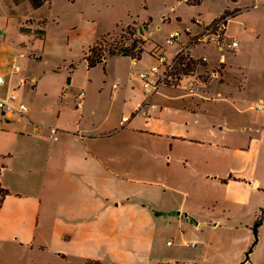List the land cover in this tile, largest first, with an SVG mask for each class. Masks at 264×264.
<instances>
[{"label": "crops", "instance_id": "crops-1", "mask_svg": "<svg viewBox=\"0 0 264 264\" xmlns=\"http://www.w3.org/2000/svg\"><path fill=\"white\" fill-rule=\"evenodd\" d=\"M22 2L26 9L20 8L24 15H17L19 27L28 32L37 30L47 20L46 10H41L51 5L50 0ZM4 28H8L7 23ZM4 39L0 31V74L7 76L2 94L13 88L10 59L17 53L15 47L23 45L20 40L11 39L10 43ZM136 82V92L132 86L128 93L132 99L126 92L112 90L113 105L121 98L127 99L124 105L129 104L128 114L121 118L105 116L99 122L88 121L96 112L86 99L81 108H58L53 126L60 132L57 141L49 138L50 126L35 130L38 123L33 112L13 117L14 122L0 113V133L9 136L8 144H0V185L8 191L0 206L2 239L24 251L31 252L35 246L49 250L51 257L42 264H133L135 256L150 261L155 230L151 232L149 227L157 226L167 210H179V217L184 214L212 228L220 219L238 223L246 209L256 216L264 202V188L254 174H260L264 181V156L246 152L252 139L247 141L241 115L252 106L236 108L234 125L215 130L212 124L199 122L203 109L198 106L199 100L203 102L200 86L195 94L180 89L175 90L179 92L176 96L160 92L155 95L158 99L179 100V105L167 108L152 101L156 108L149 110L140 107L145 96L141 82ZM259 112L264 114V109ZM71 117L77 120L71 122ZM157 140H161L157 149H150ZM151 156L166 163L159 180L146 176L151 171ZM168 181L178 184L179 189H195V193L183 191V202L165 204L161 199L166 190H172ZM214 188L225 189L232 197L226 192L222 198L197 194V189L213 192L210 189ZM192 194L194 200L222 206L221 214L204 213L203 207L185 202ZM252 196L262 202L252 201ZM135 223L146 227L136 245L132 234ZM41 225L50 243L40 242ZM239 261L240 256L226 263Z\"/></svg>", "mask_w": 264, "mask_h": 264}, {"label": "rangeland", "instance_id": "rangeland-1", "mask_svg": "<svg viewBox=\"0 0 264 264\" xmlns=\"http://www.w3.org/2000/svg\"><path fill=\"white\" fill-rule=\"evenodd\" d=\"M22 1H0V31L5 34L6 42L11 43V39L23 42V45L15 47L17 53L10 59V64L15 59L19 66L18 73L10 76L12 89L27 106V113H34L36 119L33 120L39 127L55 126L58 108L74 109L75 96L82 90L86 104L94 106L96 112L89 115L88 121L99 122L105 116L121 118L123 114H128L129 104L123 103L127 99L121 98L112 104L114 83L120 87L116 93L128 94L132 86L136 92V80H139L136 74L155 62L152 53L157 52L160 46L167 52L177 49L176 45L165 43L171 33L189 26L192 18L209 24L225 12H237L228 17L225 31L229 40L238 42L237 50L228 48L227 42L222 50L202 45L190 48L194 59L206 60L196 69L197 75L206 78L200 84L203 102L199 100L197 105L203 109L199 122L205 126L212 124L215 130L225 129L234 125L236 108L252 106L241 114L247 141L252 139L246 146V152L264 156V114L256 109L258 106L264 109V0H204L200 4L185 0H50L51 5L41 10H46L47 20L40 23L37 30L29 32L18 25L17 15H24V10L20 8L26 9ZM6 23L7 29L4 28ZM140 27L144 28V35L139 33ZM132 39L141 41L138 45L143 48L138 62H132L121 54H108L110 49L129 46ZM180 41L186 43V36L183 35ZM92 46L106 56V62L88 68L84 57ZM21 52L23 56L19 55ZM214 73L217 76L213 77ZM20 78L25 81L24 84L18 83ZM165 89L160 92L170 96L179 93L176 89L169 92ZM128 95L132 99V95ZM152 101L167 108L179 105V100L162 101L158 96ZM8 120L14 122L13 118ZM76 120L70 118L71 122ZM8 143L9 136L0 133V144L4 146ZM159 143L161 140H157L150 149H157ZM148 164L151 171L146 176L159 180L166 166L165 161L151 156ZM254 176L264 188L262 176L258 173ZM167 184L172 190L164 193L167 199L164 196L161 201L165 204L183 202V191L195 193V189H179V185L171 181ZM210 190L214 191L197 189V194L222 198L226 192L222 188ZM226 193L228 198L232 197L230 192ZM193 196L185 202L192 201L203 207L204 213L214 211V214H221L222 206H215L205 199L194 200ZM252 197V201H261V198H254L257 196ZM215 199L218 200L217 197ZM167 211L160 216L157 226L149 227V231L155 230L154 249L148 258L150 261L135 256L133 264H227L226 261L239 256L237 264H264V202L256 210V216L246 209L238 223L231 224L220 219L221 223L213 228L199 224L196 218L187 219L184 214L179 217V210ZM145 230L146 227L134 224L132 234L135 245L137 237ZM39 235L42 244L50 243L45 226H40ZM50 257L49 250H40L35 246L31 252L24 251L0 236V264H42Z\"/></svg>", "mask_w": 264, "mask_h": 264}, {"label": "built area", "instance_id": "built-area-1", "mask_svg": "<svg viewBox=\"0 0 264 264\" xmlns=\"http://www.w3.org/2000/svg\"><path fill=\"white\" fill-rule=\"evenodd\" d=\"M194 1V0H185ZM230 15L219 17L209 24L203 23L200 19L192 18L190 25L182 30L171 33L165 40L166 45H176L177 49L172 54H167L161 46L157 52L152 53L155 62L146 70L136 74L142 84V90L145 96L141 108L147 107L149 110L156 108V105L150 102V99L159 94L163 88L180 89L189 94H195L199 90L201 82L206 79L196 74L199 63L194 65L193 61L205 59H194L190 55V48L196 45L214 46L218 49H224L225 43L227 47L233 50L238 49V42L235 39H228L225 36L226 24ZM186 36V43L180 41L181 37ZM194 67V68H192ZM11 73L16 74L19 66L14 59L10 65ZM206 76H209L207 74ZM217 76L214 73L213 77ZM211 78V76H209ZM22 79L19 83L24 84ZM5 77L0 74V113L6 118L25 117L27 115V106L20 101L14 89L6 91L2 94L1 88L5 85ZM119 89V84L114 83L112 90ZM85 98V92L80 91L75 100V107L81 108ZM262 110L261 106L256 108ZM35 130H39V125H34ZM49 138L51 141H57L59 137V129L53 126L47 127Z\"/></svg>", "mask_w": 264, "mask_h": 264}, {"label": "trees", "instance_id": "trees-1", "mask_svg": "<svg viewBox=\"0 0 264 264\" xmlns=\"http://www.w3.org/2000/svg\"><path fill=\"white\" fill-rule=\"evenodd\" d=\"M194 3L191 4H200L201 1L203 0H194ZM188 2V1H186ZM236 12L229 14V13H224L223 15H221L220 17H224L225 15H234ZM144 29V28H143ZM141 41H136L135 39H132V42L129 46H124V47H116L113 50H109L108 54L111 55H115V54H121L122 56H128L130 57L132 60L135 61H139L141 54L143 52V48L140 47V45H138V43H140ZM84 60L88 66V68H92L95 67L97 64L99 63H104L106 62V56L103 55V53L95 46H92L88 49L87 53L85 54ZM194 65L196 63L199 64H203L202 60H196L193 61ZM194 68V67H192ZM69 82V79H68ZM8 194V191L3 189L0 185V206L1 203L3 201V198L5 197V195ZM259 223V220L256 222V224Z\"/></svg>", "mask_w": 264, "mask_h": 264}, {"label": "water", "instance_id": "water-1", "mask_svg": "<svg viewBox=\"0 0 264 264\" xmlns=\"http://www.w3.org/2000/svg\"><path fill=\"white\" fill-rule=\"evenodd\" d=\"M139 33L142 34V35H144V31H143V28L142 27L139 28Z\"/></svg>", "mask_w": 264, "mask_h": 264}]
</instances>
